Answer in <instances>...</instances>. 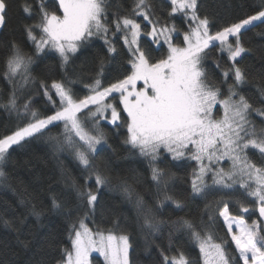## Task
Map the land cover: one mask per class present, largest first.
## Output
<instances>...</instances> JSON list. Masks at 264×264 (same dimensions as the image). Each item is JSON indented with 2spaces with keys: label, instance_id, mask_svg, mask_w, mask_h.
I'll return each mask as SVG.
<instances>
[{
  "label": "snow or ice",
  "instance_id": "1",
  "mask_svg": "<svg viewBox=\"0 0 264 264\" xmlns=\"http://www.w3.org/2000/svg\"><path fill=\"white\" fill-rule=\"evenodd\" d=\"M14 2L0 0V30L6 27ZM165 2L170 7L166 15L181 14L186 31L162 23L153 0H132L126 15L120 14L122 5L113 11L110 0H35L34 4L21 0L18 4L26 18L39 19L24 25L23 39L0 42L6 52L0 79L10 89L6 99L0 89V110L22 122L0 136V182L8 178L13 153L26 154L32 142L47 134L46 148L57 160L66 195L51 194L46 206L38 193L25 189L20 203L37 218L45 211L60 212L72 201L76 210H83L69 227L70 250L57 248L59 241L53 235L39 239L29 233L20 239L27 217L6 219L0 214V224L15 235L16 247L32 252L47 246V251L39 247L40 258L29 264H91L93 252L105 264H131L133 237L121 224L122 219L127 221L114 213L109 220L104 207L105 195L113 191L110 161L116 148L110 140L119 136L120 129L126 132L121 146L147 161L157 189L156 210L170 203L182 211L189 206V198L206 202L207 220L202 218L199 226L183 217L172 222L176 232L186 231L198 246L199 259L175 248L170 232L167 249L156 246L160 264H264V68L250 80L247 67L241 66L243 54L252 51L245 46V34L264 40V0L249 5L248 11L232 16L226 24L209 14L205 0ZM181 34L182 40L176 43ZM97 40L103 42L105 54L92 53V61L85 60L79 72L71 69L70 75V65ZM165 46L166 55L152 56L153 50ZM225 56L231 64L214 83L205 63L211 61L220 70ZM37 69L42 78L33 74ZM257 78L262 84L255 93L246 94L245 86ZM84 79L91 83L84 85L87 94L81 96L76 85ZM220 85H227L226 95ZM32 88H38V93L24 99L25 91ZM41 101L43 111L35 107ZM254 113L262 118L260 125L252 119ZM106 129L113 130V135ZM61 156L74 162L79 178L64 167ZM225 162H230L228 168L222 166ZM30 163L23 161L24 166ZM192 163L188 190L169 193L171 181L177 178L172 169L183 171ZM49 179L54 181L55 175ZM118 188L126 200L134 199L139 228L159 231L165 221L156 218L153 206L128 178H121ZM9 210L10 206L4 209ZM71 213L72 209L65 212ZM255 213L258 218L250 223L244 219L245 214ZM98 216L111 227H89ZM218 224L225 229L224 237L215 235ZM231 244L235 248L230 252ZM174 248L176 254L168 255ZM0 250V264H6L4 256L9 257L7 264H21L11 259L18 253L10 242L0 244ZM57 250L62 259L45 258Z\"/></svg>",
  "mask_w": 264,
  "mask_h": 264
},
{
  "label": "trees",
  "instance_id": "2",
  "mask_svg": "<svg viewBox=\"0 0 264 264\" xmlns=\"http://www.w3.org/2000/svg\"><path fill=\"white\" fill-rule=\"evenodd\" d=\"M21 0H15L12 9L9 11V16L7 20V25L5 28L0 30V42L4 38L16 37L17 39L24 38L23 28L26 24H33L38 22V16L31 19L26 18L25 15L19 10L18 4ZM29 3H35V0H28ZM113 4V11L123 6V11L120 12L121 15L129 14V11L132 7V0H110ZM206 10L210 15H217L218 22L220 24L230 23L232 16L240 13L241 11H248L249 5H257L260 3V0H205ZM154 10L157 16L162 17L161 22H167L169 24H175L180 30L181 33L187 30V23L183 20L181 14H176V16L169 18L166 13L170 11L169 5L165 0H153ZM243 6L242 8L240 6ZM141 18L137 17L139 21ZM215 30V29H214ZM182 40V34L180 39L176 40V43H180ZM245 46L251 48L252 51L245 53L244 59L241 61L242 67H247L250 73V80L252 76H255L258 72L264 68V48L260 47L264 45V40L253 36L252 33H246L245 37ZM102 41L97 40L94 42V47L82 53L75 61L73 65H70V75L71 69H76L79 72V66L87 60L88 62L92 61V53L100 52L101 55L105 53L101 50ZM6 54L4 48L0 46V68H2V58ZM163 55H166V46L165 48L160 49L159 51L153 50L152 56L159 59ZM219 58V57H217ZM47 64H54L53 61L45 62ZM231 62L226 59V56L221 59V69L217 70L212 66L211 61L205 63V67L210 69L212 76L210 79L214 83H218L222 77L220 76V71L228 68ZM44 64L40 65V69L44 68ZM37 69L33 74L38 78L41 77V71ZM53 78L58 79V76ZM75 78V77H74ZM232 81L229 80V83ZM91 83L90 80L84 79L81 83L76 85V91L81 95H85L86 90L84 89L85 84ZM262 82L257 78L253 80L250 84L245 86L246 94L255 93V90L260 86ZM225 91L227 85H220ZM0 89H3L4 98H7L8 91L10 90L8 85L0 79ZM38 93V88H32L31 90H26L24 93V99H27L28 96ZM23 103V100H21ZM260 107L259 104L255 105ZM36 108L43 111L42 101L35 105ZM252 119L256 122L257 125L261 124V117L257 116L255 113L252 116ZM22 122L18 120L15 116H9L7 112L0 110V136L10 134V132L16 130L18 126H21ZM57 130L53 129V134ZM109 132V135H113V130L106 129ZM119 136H115L114 140H110V143L113 144V147L116 148V153L111 156L110 161V173L112 176V187L113 191L108 192L104 197V207L106 210V215L109 217V220L113 213L115 215H121L127 221L121 220L122 230L124 232L130 233L133 237V250L130 251V261L131 264H160V257L157 251L156 246L167 249L169 245V233H172L171 243L175 245V248H180L185 251L186 254L194 259H199V249L198 246L190 239L186 231L176 232L175 225L172 223L178 218H186L193 221L198 226L200 221L203 218L207 220V216L204 215L205 211V201H192L190 198L188 200V207H185L182 211L175 209L174 205L166 204L165 207L156 210L154 206V201L157 199V189L156 186L151 183L150 172L148 171L147 161L143 160L138 155L129 153L125 150L121 143L124 136L126 135L125 130H119ZM47 136V134H46ZM46 136L37 141L32 142V146L29 151L24 154L19 150L13 153L12 160L13 163L7 168L8 178L3 182H0V214H3L6 219H11L13 216H26L27 227L23 229V235L20 239H24L29 233L35 238L43 239L46 236L53 235L59 241V247L68 248L70 250L71 243L69 239V227L75 222L79 216L83 214V210L75 209V201L66 204L65 209L60 212H49L45 211L43 215L39 218L28 215L30 208L22 205L20 203L22 196L24 195L25 189L31 193H38L39 200L43 202L46 206L48 205V197L51 194H56L58 196L64 197L66 195V189L63 187L62 177L60 175V169L57 167V160L52 158L50 150L46 148ZM46 152L48 153L46 156ZM31 161L28 166H24L23 161ZM64 167L68 169L72 175L79 178V172L74 166V162L70 159H65L63 156L60 157ZM98 164L102 165L100 160L97 161ZM161 168H164V164L159 165ZM225 168L230 166V162H225L222 165ZM195 167V164L192 163L187 166L183 171H179L175 168L172 169L173 172L177 173V178L171 181L170 187L168 189L169 193H172L174 190H188V181L190 180V174L192 169ZM55 175V180H50L49 177ZM121 178H128V182L133 184L137 193L144 197L145 201L152 205L156 213V218L158 220L165 221L164 224L160 226V230L157 232H151L147 229H140L137 225L136 217L137 211L134 206L133 201L126 200L119 188L118 183ZM59 183L60 186L56 187L55 185ZM53 185L52 193L49 192V185ZM239 195V194H237ZM162 198V194L160 196ZM243 199V197H240ZM247 204L248 201H245ZM10 206V210L5 212L4 209ZM14 209L15 211H11ZM69 209H72L71 215H66L65 212ZM233 214L237 213L233 210ZM258 213L249 215L245 214L244 219L248 220L250 223L252 219H257ZM99 226L102 230H107L111 227V223L101 222L99 216L96 219V224H89V227L95 229ZM215 235L219 237H224L225 229H223L219 224L216 227ZM230 241V237H228ZM16 237L8 229L4 228L0 224V244L11 243L13 251L17 252L18 255L11 257V259L18 260L21 264H29L33 259H39L38 248L44 247L47 251V246H37L36 249L32 252H25L15 245ZM175 248L173 251L168 252V255H175ZM234 244L230 245L229 251H234ZM0 256H3V250H0ZM53 256L55 259H62V255L57 250L55 253L49 252L45 257L46 259L52 260ZM4 259L7 261L9 257L4 256ZM92 264H105L104 259L99 254H92L91 256ZM54 264V261H53Z\"/></svg>",
  "mask_w": 264,
  "mask_h": 264
},
{
  "label": "rangeland",
  "instance_id": "3",
  "mask_svg": "<svg viewBox=\"0 0 264 264\" xmlns=\"http://www.w3.org/2000/svg\"><path fill=\"white\" fill-rule=\"evenodd\" d=\"M227 94V91H225V95ZM234 231H235V226H234ZM94 253H96V252H93L92 254H94ZM96 254H99V253H96ZM103 258V257H102ZM91 264H92V262H91Z\"/></svg>",
  "mask_w": 264,
  "mask_h": 264
}]
</instances>
